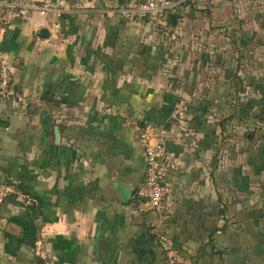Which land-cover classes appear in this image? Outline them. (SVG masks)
Segmentation results:
<instances>
[{"label": "crops", "instance_id": "obj_1", "mask_svg": "<svg viewBox=\"0 0 264 264\" xmlns=\"http://www.w3.org/2000/svg\"><path fill=\"white\" fill-rule=\"evenodd\" d=\"M54 1L1 43L28 103L0 97V185L36 202L1 206L0 264H166L163 246L180 264H264V0H180L158 24L106 17L134 0ZM145 127L171 154L164 216L137 197Z\"/></svg>", "mask_w": 264, "mask_h": 264}, {"label": "built area", "instance_id": "obj_2", "mask_svg": "<svg viewBox=\"0 0 264 264\" xmlns=\"http://www.w3.org/2000/svg\"><path fill=\"white\" fill-rule=\"evenodd\" d=\"M179 2L180 0H134L112 7L107 11L106 17L118 15L130 21L147 20L158 24L161 18L177 8ZM35 11L41 15L59 13L54 0H0V97L10 99L21 106L28 103V97L16 86L14 61L2 49L1 43L4 33L15 19L27 17L29 13ZM188 113L187 100L179 99L175 105L173 118L185 130ZM138 139L143 146L147 165L144 180L137 188V195L147 205L153 207V210L164 216L171 191L170 182L166 177L171 160V154L166 148V135L163 132H155L151 127H145L140 130ZM13 194L24 204L36 202L30 195L17 189L14 183H3L0 185V208ZM169 252L167 264H177L174 251Z\"/></svg>", "mask_w": 264, "mask_h": 264}, {"label": "rangeland", "instance_id": "obj_3", "mask_svg": "<svg viewBox=\"0 0 264 264\" xmlns=\"http://www.w3.org/2000/svg\"><path fill=\"white\" fill-rule=\"evenodd\" d=\"M223 146V147H222ZM222 146H220V149H219V151L217 152V157H218V162L219 161H221V162H223V168L226 166V165H228L227 164V160L228 159H231V156H233V152H231V151H229V148L227 147V146H224V145H222ZM231 152V153H230ZM223 168H221V169H223ZM255 188H256V186L255 185H252L251 184V188H249V189H253V193H251V194H248V196H249V198H255L256 197V195H254L255 194ZM237 191H239V189L237 190ZM244 193V192H243ZM245 194V193H244ZM238 196H245V195H240L239 194V192H236L234 195H227V197L230 199V200H233V203H230L229 204V207H228V212L229 213H231V212H235V210H236V207H238L237 206V201H236V199L238 198L239 199V197ZM229 202V201H228ZM250 206H252V207H255V202H250ZM234 207V208H233ZM172 248V247H171ZM170 250H172V249H170ZM174 251V250H173ZM167 258H168V255H167ZM177 264H180L179 262H177Z\"/></svg>", "mask_w": 264, "mask_h": 264}, {"label": "trees", "instance_id": "obj_4", "mask_svg": "<svg viewBox=\"0 0 264 264\" xmlns=\"http://www.w3.org/2000/svg\"><path fill=\"white\" fill-rule=\"evenodd\" d=\"M230 118H227V121L229 120ZM225 123V120H223L222 121V126L224 127V124ZM137 197L139 198V196L137 195ZM139 199H141V198H139ZM142 200V199H141ZM163 250H164V254H166V260H167V249L163 246ZM213 253H215L217 256H218V259L220 260V258H222L223 257V251L222 250H220V249H218L217 248V244L215 243V245L213 246ZM217 262H218V260H217ZM166 264H167V262H166Z\"/></svg>", "mask_w": 264, "mask_h": 264}, {"label": "water", "instance_id": "obj_5", "mask_svg": "<svg viewBox=\"0 0 264 264\" xmlns=\"http://www.w3.org/2000/svg\"><path fill=\"white\" fill-rule=\"evenodd\" d=\"M166 16H167V15H165L163 18H161V19L159 20V22L165 20V19H166ZM38 34H39L41 37H48L49 34H50V32H49V30H48L47 28H40L39 31H38ZM150 208L153 209V207H151V206H150Z\"/></svg>", "mask_w": 264, "mask_h": 264}]
</instances>
